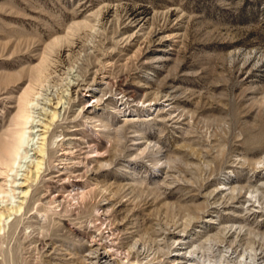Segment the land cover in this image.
<instances>
[{"label": "rangeland", "instance_id": "obj_1", "mask_svg": "<svg viewBox=\"0 0 264 264\" xmlns=\"http://www.w3.org/2000/svg\"><path fill=\"white\" fill-rule=\"evenodd\" d=\"M43 62L35 102L65 107L51 166L0 225V264H85L99 208L119 249L145 244L115 264H174L176 234L218 264L264 248V0H0V148ZM76 78L93 94L66 95ZM82 182L84 205L46 202Z\"/></svg>", "mask_w": 264, "mask_h": 264}, {"label": "bare ground", "instance_id": "obj_2", "mask_svg": "<svg viewBox=\"0 0 264 264\" xmlns=\"http://www.w3.org/2000/svg\"><path fill=\"white\" fill-rule=\"evenodd\" d=\"M147 14L148 10L144 7H133L130 9V16L135 21L145 20ZM42 64L37 69V74L33 77L34 79L31 80L28 87L20 96L17 113L3 136L4 144L0 148V201L6 202V204L0 205V225L23 210L28 202L30 193H32L31 191L35 190L34 186L38 182H41L44 173L48 171V167L52 164V157L55 152L53 148V137L55 134L53 132L58 122L60 111L65 107L63 102L65 94H59L50 99L51 101L47 102L49 106L47 108L40 107L35 102L34 94L38 93V91L35 92L36 86L43 82L50 71L47 62H43ZM68 84L70 92L66 95L70 96L74 91L79 93V90L85 86L79 78H76V82H69ZM86 89H82L84 90L83 94L85 92L87 94L92 93ZM92 97H96V95H92ZM41 114H44L45 117H40ZM68 153V151L63 152L57 158V161L64 163L67 160L65 156ZM2 178H4V182H1ZM8 186L9 188H6ZM71 187L69 189L67 186H63L59 192L55 191L53 186L47 187V192L49 193L46 202L49 204L56 203L55 208L61 207L62 209H65L67 204L75 205L76 203H81L84 205L87 201V184L83 182L81 184L74 183ZM78 194L80 195V200L78 199L77 202H74ZM16 197L20 199L16 201ZM15 202L17 203L15 204ZM209 221L214 222L215 220L211 218ZM91 222L94 229L87 232L86 240L88 244L86 253L84 254L85 264H115V259L127 262L131 258L133 250L138 247L139 249L137 250L140 251L145 245L139 246V243L135 242V246L125 251L119 249L121 247L118 246L119 230L114 225L111 215L102 208L97 210ZM235 227L236 225L233 224L227 225L224 228L230 233L232 230L236 232L240 228V226ZM212 237L214 238L215 236ZM173 238L174 244H179V247L175 249V253L170 256V260L174 264H199L203 263L202 261L206 260V256L208 257V255L209 257H214L213 245L205 248L204 245L200 244L198 248H194L197 246L192 247L189 237L185 236V234H176ZM213 238L209 237L211 240ZM249 248V255L247 257L243 255L246 259L245 261L244 259H240L242 255L235 256L237 250L233 248L232 253H230L229 249L225 250L226 254L222 255L221 261L225 264H264L263 245L260 248L251 245ZM209 257V263L218 264L215 262V258Z\"/></svg>", "mask_w": 264, "mask_h": 264}]
</instances>
